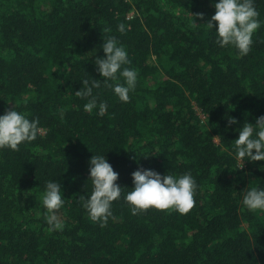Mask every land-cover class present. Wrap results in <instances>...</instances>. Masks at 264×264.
Returning a JSON list of instances; mask_svg holds the SVG:
<instances>
[{"label":"trees","instance_id":"obj_1","mask_svg":"<svg viewBox=\"0 0 264 264\" xmlns=\"http://www.w3.org/2000/svg\"><path fill=\"white\" fill-rule=\"evenodd\" d=\"M214 2L0 0V115L16 105L44 129L19 150L0 149V264H264V211L241 203L250 183L264 187V161L240 169L233 151L236 129L264 116V23L240 56L201 25ZM255 5L264 22V0ZM113 35L138 84L128 102L103 84L94 90L108 104L101 117L75 92L83 79L103 81L95 59ZM229 117L239 123L229 128ZM94 154L107 157L123 189L104 227L79 200L92 191ZM141 166L190 171L194 207L133 215L123 193ZM49 179L66 198L63 231L49 230L39 203Z\"/></svg>","mask_w":264,"mask_h":264},{"label":"clouds","instance_id":"obj_2","mask_svg":"<svg viewBox=\"0 0 264 264\" xmlns=\"http://www.w3.org/2000/svg\"><path fill=\"white\" fill-rule=\"evenodd\" d=\"M213 7L215 14L201 25L214 29L215 42L219 47L231 46L240 56H246L251 51L254 34L264 23L259 19L260 13L255 0H216ZM198 17L205 19L203 13L198 14ZM195 19L191 22L192 26H200L195 23ZM125 30V24L118 25L120 33ZM100 48L105 56H93H96L95 65L103 81L95 78L83 79L82 88L76 91L75 95L87 101L84 111L91 113L98 109V115L103 117L108 110V104L99 101L94 90L101 88L103 84L110 87L120 101L128 102L130 93L136 90L138 84V71L128 67L131 61L127 49L116 36L104 37ZM238 123L235 117L228 118L229 128ZM236 131L239 136L234 140L233 151L235 159L241 165L240 169L246 161H264V116L258 117L254 124L244 123ZM43 132L39 119H30L28 114L18 111L16 105L0 115V149L19 150L21 144L37 140ZM218 137L220 136L214 138ZM89 172L92 191L90 195L80 196L79 200L89 218L104 227L109 218L115 220L112 205L122 196L123 189L117 183L119 173L114 171L105 155L97 154L89 161ZM132 179L134 187L123 193V199L131 206L133 215L150 208L172 209L180 214H187L195 205L194 197L199 186L190 171L179 175L170 171L161 175L155 170L141 166L132 173ZM250 185L242 191V205L249 211H264V187L255 184V181ZM65 199L60 181L49 179L45 182L39 203L46 209L45 220L50 231H63L65 227L57 214Z\"/></svg>","mask_w":264,"mask_h":264},{"label":"rangeland","instance_id":"obj_3","mask_svg":"<svg viewBox=\"0 0 264 264\" xmlns=\"http://www.w3.org/2000/svg\"><path fill=\"white\" fill-rule=\"evenodd\" d=\"M155 58H153V60H154ZM217 142H218V140H217Z\"/></svg>","mask_w":264,"mask_h":264}]
</instances>
